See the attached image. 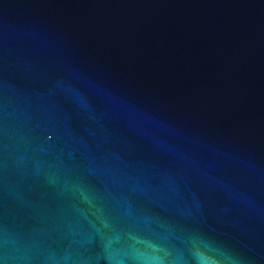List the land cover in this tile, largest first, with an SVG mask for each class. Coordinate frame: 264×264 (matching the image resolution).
<instances>
[{
	"label": "water",
	"instance_id": "95a60500",
	"mask_svg": "<svg viewBox=\"0 0 264 264\" xmlns=\"http://www.w3.org/2000/svg\"><path fill=\"white\" fill-rule=\"evenodd\" d=\"M0 264H264V0H0Z\"/></svg>",
	"mask_w": 264,
	"mask_h": 264
}]
</instances>
